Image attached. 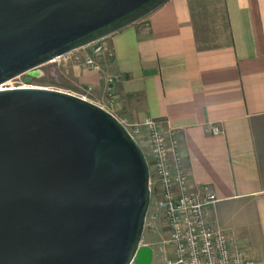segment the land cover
Listing matches in <instances>:
<instances>
[{
    "label": "water",
    "instance_id": "water-1",
    "mask_svg": "<svg viewBox=\"0 0 264 264\" xmlns=\"http://www.w3.org/2000/svg\"><path fill=\"white\" fill-rule=\"evenodd\" d=\"M166 0H0V84ZM143 149L68 90L0 87V264H151Z\"/></svg>",
    "mask_w": 264,
    "mask_h": 264
},
{
    "label": "crops",
    "instance_id": "crops-1",
    "mask_svg": "<svg viewBox=\"0 0 264 264\" xmlns=\"http://www.w3.org/2000/svg\"><path fill=\"white\" fill-rule=\"evenodd\" d=\"M103 40L101 69L77 71L85 97L122 121L173 128L190 187L216 194L208 222L264 264V0H166Z\"/></svg>",
    "mask_w": 264,
    "mask_h": 264
},
{
    "label": "built area",
    "instance_id": "built-area-1",
    "mask_svg": "<svg viewBox=\"0 0 264 264\" xmlns=\"http://www.w3.org/2000/svg\"><path fill=\"white\" fill-rule=\"evenodd\" d=\"M84 46L88 47L83 54L84 66L100 70L96 55L106 49L103 37ZM115 79L114 75L105 76L109 103L114 102ZM91 88L89 85L88 89ZM122 123L142 147L148 163V209L153 204V215L160 218L165 231L163 241L169 248L167 264H254V258L238 246L231 232L208 222L206 209L217 199L216 194L208 184L200 185L198 190L190 187L188 173L181 164L176 131L164 129L150 115ZM212 131L217 132L218 127L213 126Z\"/></svg>",
    "mask_w": 264,
    "mask_h": 264
},
{
    "label": "rangeland",
    "instance_id": "rangeland-1",
    "mask_svg": "<svg viewBox=\"0 0 264 264\" xmlns=\"http://www.w3.org/2000/svg\"><path fill=\"white\" fill-rule=\"evenodd\" d=\"M79 47L68 51L67 53L44 62L31 70L17 74L0 84V87L10 86H47L68 90L76 94L92 96V88L83 85L77 77L78 69L84 67L83 51ZM153 204H150L152 206ZM151 207H149L145 222L144 233H142L141 243H151L154 256L152 264H167L169 256L168 245L163 241L165 231L162 230L160 218L152 216ZM165 243V244H164Z\"/></svg>",
    "mask_w": 264,
    "mask_h": 264
},
{
    "label": "flooded vegetation",
    "instance_id": "flooded-vegetation-1",
    "mask_svg": "<svg viewBox=\"0 0 264 264\" xmlns=\"http://www.w3.org/2000/svg\"><path fill=\"white\" fill-rule=\"evenodd\" d=\"M150 245V244H149ZM152 247V245H150ZM153 256H154V251H153ZM153 256H152V261H153ZM152 261H151V264H152Z\"/></svg>",
    "mask_w": 264,
    "mask_h": 264
}]
</instances>
